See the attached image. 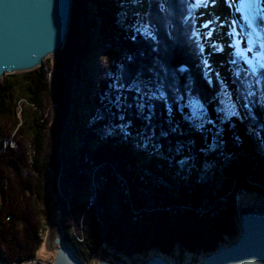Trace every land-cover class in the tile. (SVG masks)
<instances>
[{
    "label": "trees",
    "instance_id": "trees-1",
    "mask_svg": "<svg viewBox=\"0 0 264 264\" xmlns=\"http://www.w3.org/2000/svg\"><path fill=\"white\" fill-rule=\"evenodd\" d=\"M78 1L72 0L66 40L55 65L58 75L54 94H48L49 83L42 65L23 75L26 100L36 109L27 118L30 134L27 144L19 141L21 126L14 116L12 129H17L15 139L18 143L15 148H10L8 140L5 139L4 143L0 140V262L18 264L27 261L41 245V236L47 229L43 179L49 168L56 171L58 165L66 168L62 184L70 191L63 187L70 209L67 210L69 216H66V205L58 202L57 208H60L63 218L59 225L64 240L72 245L83 263L90 262L100 245L126 256L141 255L150 247H161L168 239L166 233L170 231H173V238L176 237L179 244L189 249L197 244V229L210 215L218 219L213 230L214 243L210 242L208 247L200 246L201 249L205 253L215 251L224 236L234 241L237 232L226 219L234 218L235 212L229 205L223 206V211L219 202L244 191L258 193L264 199V66L253 72L232 65V82L239 93L237 103L245 121L237 115L222 122L215 111V93L222 86L215 74L209 81L203 75V54L198 36L192 30V0H167L168 7L161 13L156 7V0H153L154 13L150 23L155 30L150 33L147 25L133 23L134 20L126 22L128 18L118 10L122 0H114L116 11L102 9L101 20L108 28L110 26L113 33L127 34V38L123 35L121 38H125L123 42L129 49L136 50L133 61L150 60L152 56L170 75L185 74L191 80V84L185 86L176 79L179 84L176 89L167 86L169 88L164 90L173 102L174 111L170 114H174L182 126L194 134L197 160L192 163L194 168L191 171L180 168L177 162L182 161L173 154H167L163 147L155 148L144 125L141 126L142 120L130 113H126V120L131 121L128 135H124L117 126L119 123L112 125V118L107 113L120 109L114 101L110 105L105 103L107 95H117L113 84L116 78L107 70L102 73L99 82L100 111L78 128L82 132L83 146L77 152L71 150L66 153L65 147L67 152L71 147L64 144V125L70 118L78 122L79 116V113L69 116L72 108L76 107L71 95V69L73 67L74 71L77 61L92 54L91 49L94 51L96 48L92 45H97L84 33L89 23L80 18L81 14L78 15V23L75 22L77 4L82 5ZM168 26L170 31H167ZM138 28L139 33L136 31ZM155 39L158 44L152 43ZM181 67L183 72L179 71ZM142 75L143 78L148 76L145 68ZM126 76L130 82L137 75L130 71ZM2 89L0 96L3 94L7 99L12 87L7 85ZM102 91L107 92L103 94ZM124 92L129 96L131 94L130 103L134 104L136 94ZM249 92L251 95H248ZM119 94L122 99L123 92ZM196 95L206 104L207 112L204 130L199 132L183 119L186 110L179 107L190 96ZM44 100L56 105L54 119L57 123L52 121L50 112L44 111ZM86 100L88 103L90 98ZM78 104H86L84 97ZM167 107L160 102L155 103L160 116L165 115ZM1 108L7 111L3 104ZM36 111L44 116H38ZM208 120L212 123H207ZM256 121L262 122L263 126ZM249 122L255 126L251 124L252 127L248 128ZM75 130L72 129L73 134ZM206 136L211 138V143L203 142ZM160 143L162 146L163 142ZM212 143L215 146L209 148L208 144ZM211 166H215L222 176L219 182L206 179ZM90 177L96 188L93 201L84 198V192L87 196L89 194L84 185H89ZM55 198L56 203L58 197L55 195ZM173 213H176L175 217ZM73 220L76 221L75 238L69 234V223ZM174 220L183 228L180 235ZM137 221L151 222L154 226L151 230L148 226L134 229ZM158 224L161 230L156 229Z\"/></svg>",
    "mask_w": 264,
    "mask_h": 264
},
{
    "label": "rangeland",
    "instance_id": "rangeland-1",
    "mask_svg": "<svg viewBox=\"0 0 264 264\" xmlns=\"http://www.w3.org/2000/svg\"><path fill=\"white\" fill-rule=\"evenodd\" d=\"M117 2V0H115ZM112 0L111 2L107 0H79L78 2H82V5L79 3L77 4V10L75 12L76 14V23H78V15L81 14L80 18L84 19L85 22L89 23V26L84 30V33H87L88 37L91 40H94L97 42V45L94 44L95 50L93 51V48L91 49L92 54H88L87 56L82 57L77 61L76 66L72 67V77H73V84H72V99L76 105L78 106V109L74 106L72 110L70 111L69 116H73V114L78 116V122H73L72 118L70 120H67V123H65L64 131L62 133V136H65V141L64 144L66 143L67 145L70 144L71 149L68 150L67 152V147H65V152L69 153L71 150L74 152L79 151L80 148L83 146V138L81 136V131L78 130L79 125L83 124L87 119H92L94 115L100 111V105L98 102L99 94H100V81L102 77V73L105 72L106 70L111 74L114 73L113 75L115 76V80L113 84H116L117 81L120 83H128V76L125 77L127 73L132 71L135 73L137 76H141L142 79H147L151 77L154 81V83H159L162 82L164 84V88H169L167 86H173V89L175 86L179 85L177 80L180 82V85H185L188 86L191 84V80L187 79L188 76H185L179 74L172 76L168 72L165 71L164 67L160 65V61L157 60V58L151 56L150 60H143L140 62L136 63L133 61V57H135V49H129L125 44L124 40L127 34L124 33L122 34L124 37L121 38L122 35H117L113 33L108 26L104 25L102 22V16L101 13H103L102 6L106 7L107 9L111 8L112 11H116V2ZM121 2V1H120ZM156 7L162 12V10L167 9V0H156ZM233 2L231 0H224L223 4L225 8L229 7L231 8ZM202 4H199L198 6H193V0L191 1V6L193 8V17H194V23H193V28L192 30L195 32V34L198 36L199 39V45L200 49L201 47L203 48V39L204 36L200 32L199 27H204L203 25H206L207 21H200V14L199 11L202 8ZM241 5V3H240ZM235 6V5H234ZM242 6V5H241ZM154 7V2L153 0H122L120 3L118 10L121 11L122 15L127 17L129 21H133V23L137 24H142V25H147L146 27L148 28V32L150 33L151 31L153 32V27L152 23L150 21L152 20L153 16V8ZM210 8L213 9V7L210 5ZM244 9V7L242 6ZM237 10V7L235 8V11ZM246 12L249 14V10L251 11V8H246ZM254 10V9H252ZM234 11V14L237 12ZM241 11V10H240ZM247 15L243 17L240 16L239 14H236L237 20L244 25L246 28H250L249 30H252L253 34L258 33V35L250 40V44L258 48L260 44L263 45L264 49V23L260 19L262 15H264V11L262 9H258V11H255V16L256 18L252 17V22L251 18ZM209 21V17L207 19ZM237 20H230L229 27L230 31H232L231 35L233 40H234V47L232 49L231 54L228 56V58L224 59L225 64V69L226 72L224 71L223 73L213 72L211 71L210 76L207 75V72L205 74V71H207V68L204 67V62L206 61V53L203 48V53L204 57L202 58V71L203 75L207 78L209 81L210 78L212 77V74H215L217 80L219 81V84L223 87L225 86V83H228L229 88L226 87V91L231 94L233 101L236 103L237 108L236 111L238 112V115L240 118L245 121V118L243 116V113L241 109L239 108V105L237 103V97L239 95L236 86L232 82V78L234 75V71L232 70V65L235 64V67L237 69H250L253 72H255L256 68H261L264 66V53L262 56H256L257 59L253 60L248 58L245 59L243 57L244 54L253 56L254 52L253 49L251 51H248L250 49L248 47V44H246V41H244L243 37L246 35H252L249 33V31H246L244 34L242 31H240L238 25H237ZM261 21V22H260ZM126 24V23H125ZM128 23L126 24V26ZM130 25V24H129ZM200 25V26H199ZM260 30V34L259 31ZM167 31H170V27H167ZM258 31V32H257ZM239 32V33H238ZM263 34V35H262ZM260 35V36H259ZM215 37L218 39V42H222L224 45L223 37L225 35L218 33L215 35ZM214 37V38H215ZM236 37V38H235ZM77 38V35L76 37ZM260 38H262V43L260 42ZM90 40V41H91ZM153 44H158L159 42L153 40ZM157 48H159L158 45H156ZM159 54V53H158ZM236 56V57H235ZM224 58V57H223ZM59 59V55H55L52 57H49L47 59H44L42 62V66L45 69L47 80L49 83V91L48 94L53 95L54 90L56 89V83H57V75L58 72L55 68V65H57V61ZM78 59V57H76ZM215 60V59H214ZM257 60V61H256ZM218 59H216V62ZM223 61V59H222ZM234 61V62H233ZM95 62L98 66L97 70V76L95 74ZM219 63V62H218ZM99 64V65H98ZM147 66V67H146ZM146 69L148 72L147 78H143L142 72L143 69ZM206 68V69H205ZM112 71V72H111ZM122 71V72H121ZM26 73H15L11 75H4L0 79V89L3 91V86L10 85L12 87L11 92L9 93V97L5 99L3 97V94L0 96V140L2 143H4L5 139L8 140L7 145L10 148H15V145L18 143L16 141V128H13L14 122L12 116L19 122V126H21V134L18 137L19 141L22 140L24 143L27 144V140L30 137L29 134V128L27 124V118L36 110L33 106L29 105V103L26 100L25 94H24V87H23V75ZM220 78V79H219ZM92 84V86L88 83ZM177 79V80H176ZM224 80V82L222 81ZM98 83V84H97ZM112 83V82H111ZM166 86V87H165ZM177 87H175L176 89ZM180 89V88H179ZM258 89V88H257ZM255 90V89H253ZM178 90H175L177 92ZM103 94L104 91H102ZM126 92H123V97L121 99V104L124 105V108L122 109L125 113H130L132 116H137V111L135 107H127L128 105H134L130 103V96L129 94H125ZM143 94V93H142ZM3 97V98H2ZM81 97H84V100L86 101V104H82L83 106H79L78 101L80 100ZM115 95H107V98L105 100V103L110 105L113 100ZM88 101L86 99H89ZM156 102L159 101H153L155 104ZM172 99L168 98V104L167 105V112L163 113V115H159L157 110H154V115L151 118V122H146L143 121V124L141 123V126L144 125V128L148 132V134L151 137V143L155 148H160L163 147L165 152L168 154H173L176 159L182 161L181 163L177 164L179 165L180 168H183L185 170L191 171L194 166L193 162H195L197 159L195 157V140H194V134L190 132L186 128V126H182V124L179 122V120L174 116V114H170L173 112V104H172ZM3 104V107L7 109V111H4V109L1 108V105ZM44 111L50 112L52 115V121L57 120L54 119V116H56L54 109H56V105L53 104V102L44 100ZM69 107V106H68ZM171 108L172 110L169 112L168 108ZM71 108V107H70ZM112 109V108H111ZM120 109V108H119ZM69 110V108H68ZM121 110V109H120ZM119 110V111H120ZM37 112V111H36ZM117 111H113V109L107 113L108 116H111L112 119L111 123L112 125L115 123H120V121L117 119ZM22 114L24 116H22ZM38 116H44L41 114L40 111L37 112ZM25 117V120L24 118ZM257 122V121H256ZM258 125L260 124L261 127L263 126L262 122H257ZM140 124V123H139ZM250 125H247L248 128L255 126L253 122H249ZM252 124V126H251ZM138 125V124H137ZM264 127V126H263ZM72 129H76L75 133H72ZM70 135H67L69 134ZM72 133V134H71ZM204 140L203 142L205 143H211V138L210 137H203ZM206 138V139H205ZM54 141V140H53ZM163 142V145L161 146V143ZM55 145V144H54ZM181 158V159H180ZM59 169L56 171H53L54 168H49L46 172V175L44 176L45 178L43 179V193L46 198V210H47V221L45 222V227L48 228L50 225L53 223H58L61 221L63 218H61V215L59 213L60 208H57L58 202H61L65 204L66 206L64 209L66 210V216H69V213L67 210L70 209V206H68V198L67 195L64 194V188L68 189L69 187L64 186L62 183V179L64 177V172H66V168H64L62 165H58ZM95 170V169H94ZM93 170V172H94ZM208 176L207 180L216 183L219 182L222 179V176L220 175L218 169L215 166H211L210 170L208 171ZM61 177V178H60ZM91 178V177H90ZM88 179L89 185H84L86 190L88 191V196L84 192V198H88L87 201H93L94 199V193H95V185L92 182V178ZM119 189V187L117 188ZM117 191V190H116ZM55 195L58 197V200L55 203ZM117 199V198H116ZM83 200V199H82ZM83 205V204H82ZM221 206V209L224 211L223 206H231L233 208V211L235 212L234 218L228 217L226 219V222H231L232 223V228L236 230V234L238 236L239 234V228H238V211L242 208H256L257 210H264V199L260 197L258 193L250 192V191H244V192H238L234 195H231L230 199H225L219 202ZM173 216H176V213H173ZM178 218V216L176 217ZM80 221V220H79ZM172 221V220H171ZM69 223V234L76 236L77 235V230H76V221H70ZM218 223V219L214 216H208L206 217L202 222L200 227L197 229V233H194L196 237H198V242L194 246H190V248H186L179 244L176 240L177 238H173V231L166 233V237L168 238L164 244L161 245V247L157 248H151L148 251H144L141 255H133V256H126L123 255L122 253H115L112 250H110L107 246L105 245H100L97 248V251L95 254L91 256V260L88 263L84 264H96L97 261L101 258L105 259H110L111 261H115L118 258L124 259L128 264H139L143 260L151 257L154 255L156 252H159L163 257H165L167 260L173 262V263H180L184 261H190L193 264H196L200 261V259L206 254L205 251L201 249L200 246H209L208 244L214 243V227L215 224ZM230 223V224H231ZM48 225V226H47ZM79 223H78V228H79ZM147 228V226L152 229L154 226L151 222H142V221H137L135 224L134 229H138L140 227ZM174 226H177L179 231H177L180 235L181 230L183 229L180 224H176V221L174 220ZM157 230H161L162 227L157 226ZM194 230V229H193ZM46 232V231H45ZM44 234L41 236L42 238V243L39 246L38 250L36 251L35 255L27 260L20 262L18 264H49L52 259H53V253L47 252L43 248V239H44ZM193 233V232H192ZM170 235V237H169ZM176 236V235H175ZM236 236V237H237ZM75 238V237H74ZM69 246L72 247V245L64 240ZM233 240L228 239V237L224 236L221 239V243L224 245H228L231 243ZM218 247V245H216ZM216 247V248H217ZM2 264H6L4 262H1Z\"/></svg>",
    "mask_w": 264,
    "mask_h": 264
},
{
    "label": "water",
    "instance_id": "water-1",
    "mask_svg": "<svg viewBox=\"0 0 264 264\" xmlns=\"http://www.w3.org/2000/svg\"><path fill=\"white\" fill-rule=\"evenodd\" d=\"M72 0H0V79L41 67L44 59L59 55L65 43ZM237 238L206 253L196 264H264V210L238 211ZM43 248L53 253L49 264H84L73 247L64 241L58 223L45 232ZM0 264H2L0 262ZM96 264H128L101 258ZM139 264L173 263L156 252Z\"/></svg>",
    "mask_w": 264,
    "mask_h": 264
},
{
    "label": "snow or ice",
    "instance_id": "snow-or-ice-1",
    "mask_svg": "<svg viewBox=\"0 0 264 264\" xmlns=\"http://www.w3.org/2000/svg\"><path fill=\"white\" fill-rule=\"evenodd\" d=\"M214 2L215 0H193V6H198L201 3L207 4ZM240 3L243 7L252 8L256 6L257 0H240ZM260 19L264 21V15H262ZM203 26L207 27V25ZM136 31L139 33L140 29L138 28ZM213 47L215 48V45H213ZM248 51H251V49H248ZM204 66L206 68L209 67L207 61L204 62ZM179 71L183 72V67H181ZM114 88L117 92V95L114 97V103L121 109L117 113V119L121 123L117 126L124 132V135L129 134L131 130V121L126 120V113L122 110L124 105L121 104V95L119 93L124 91L134 92L136 94L133 97L135 104L128 105L127 107H135L137 118L149 123L151 122L155 110L153 101H159L166 107L168 105V96L164 90V84L162 82L154 83L151 77L142 79L141 76L138 75L133 77L132 80L126 84L117 81ZM248 95H251V93L249 92ZM215 98L217 100L215 111L222 122L229 120L230 117L238 115L236 111L237 105L233 101L231 94L226 91V85L215 93ZM179 107L181 110H186L184 111L183 119L188 122L190 127L198 132L204 130L205 116L207 115L206 104L198 95L190 96L182 104H179ZM245 107H247V104H245ZM171 110L172 109L169 107L168 111L170 112ZM207 123L210 124L212 121L208 120ZM213 140H215V136H213ZM214 146V143L208 144L209 148Z\"/></svg>",
    "mask_w": 264,
    "mask_h": 264
},
{
    "label": "bare ground",
    "instance_id": "bare-ground-1",
    "mask_svg": "<svg viewBox=\"0 0 264 264\" xmlns=\"http://www.w3.org/2000/svg\"><path fill=\"white\" fill-rule=\"evenodd\" d=\"M223 1L224 0H215L214 3H207V4L203 3L202 8L199 11L200 21H207L206 22L207 27L201 26L199 28H200V32L204 36L203 48H204L205 53L207 55L206 61L209 65V67L207 68V71H205V74L207 72L208 76H210V74H211V71H209L211 69L213 70V72H215V74H217V72H219L220 74L223 73L224 71L226 72L225 64H223L224 59H225V56H226V58H228V56L231 54L232 49L234 47V43H233L234 40L231 36L233 34H232V31H230V27H229L228 22L230 23V20H232V19L236 21L237 20L236 14H239L240 16L243 15V17L244 16L247 17V15H248L246 10H244L245 7L243 9L242 6L240 5V0H231L233 2L232 4L235 5V6L232 5L231 8H229V7L225 8ZM210 5L213 7V9L209 7ZM236 7H237V10L235 11ZM252 9H254V10H252ZM258 9H262L264 11V0H257L256 6L252 7L251 11L249 10L250 15H248V16H249V18H251V22H252V17L256 18L255 11L256 10L258 11ZM234 11L235 12L238 11V12L236 14H234ZM208 17H209V21L207 20ZM263 23H264V21H263ZM237 25H238L240 31H242L244 34L246 33V31H249V33L252 34V35H246L245 37H243V39H244V41H246V44H248V47L250 49H253L254 54H253V56H249V55L244 54L243 57H245V59H248V58L252 59L253 58V60H255V59H257L256 58L257 55L259 57L262 56L264 53L263 45L260 44V46L258 48H255L249 42L250 40H252V36H253V38H255L258 35V33H256L257 35L253 34L252 30H249L250 28L248 29L244 25H242L239 22V20H237ZM258 31L260 34V30H258ZM218 33L225 35V37H223L224 45L222 42H218V39L215 37V35H217ZM260 42L262 43V38H260ZM213 45H215V48L213 47ZM203 48L201 47V51H202V54L204 57ZM216 59H218L217 62H216ZM222 59H223V61H222ZM94 69H95L94 72L97 76L98 66H97L96 62H95V68ZM222 81L224 82V80H222ZM224 84L226 85L227 88H229L228 83L224 82Z\"/></svg>",
    "mask_w": 264,
    "mask_h": 264
},
{
    "label": "flooded vegetation",
    "instance_id": "flooded-vegetation-1",
    "mask_svg": "<svg viewBox=\"0 0 264 264\" xmlns=\"http://www.w3.org/2000/svg\"><path fill=\"white\" fill-rule=\"evenodd\" d=\"M102 9L105 11L106 10V7H102Z\"/></svg>",
    "mask_w": 264,
    "mask_h": 264
}]
</instances>
